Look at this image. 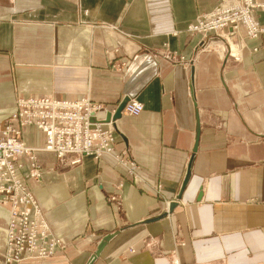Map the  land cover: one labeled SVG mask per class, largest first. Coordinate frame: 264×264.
<instances>
[{"label": "crops", "instance_id": "0c3cea01", "mask_svg": "<svg viewBox=\"0 0 264 264\" xmlns=\"http://www.w3.org/2000/svg\"><path fill=\"white\" fill-rule=\"evenodd\" d=\"M219 2L0 0V126L21 97L87 98L101 118L124 97L143 105L116 120L113 154L42 152L39 178L22 161L62 245L17 264H87L107 235L90 264H264V34L239 26V60L199 47L188 26ZM22 139L44 144L34 126ZM8 217L0 205V253Z\"/></svg>", "mask_w": 264, "mask_h": 264}, {"label": "built area", "instance_id": "2783aa9c", "mask_svg": "<svg viewBox=\"0 0 264 264\" xmlns=\"http://www.w3.org/2000/svg\"><path fill=\"white\" fill-rule=\"evenodd\" d=\"M211 17L202 15L190 25L192 32L208 33ZM101 109L88 99L58 100L49 96L21 97L7 123L0 126V205L9 208L6 249L1 253L5 264L29 258H46L60 248L62 242L49 231L33 194L19 176L22 161H29L30 177L41 175L37 152L43 150L60 161L77 164L84 156L99 158L113 154L115 134L112 121L103 117L91 119ZM143 105L128 101L123 111L137 115ZM34 126L44 134V145H27L23 128ZM0 263L2 260L0 259Z\"/></svg>", "mask_w": 264, "mask_h": 264}, {"label": "bare ground", "instance_id": "6f19581e", "mask_svg": "<svg viewBox=\"0 0 264 264\" xmlns=\"http://www.w3.org/2000/svg\"><path fill=\"white\" fill-rule=\"evenodd\" d=\"M261 6H263V4L258 3L257 0H220L217 6L208 11V15L212 19V22L210 23L211 27L208 30V33L192 32V27H189L188 31L200 35L201 41L199 47L205 49L210 48L213 43L218 41L217 44H219L218 47L221 55L225 53L226 55L235 57L234 55L236 53L233 54L234 48H236L235 51H237L239 47L235 44H230V42L232 43V37L240 25L245 26L248 32V37L251 39H257L259 36L264 34V28L259 27L255 23L254 19L256 9ZM122 112L124 113L123 110ZM94 119H96V114ZM103 120L105 121V117H103ZM116 120L111 119L114 134L116 130ZM39 177L40 176H38V178Z\"/></svg>", "mask_w": 264, "mask_h": 264}, {"label": "water", "instance_id": "95a60500", "mask_svg": "<svg viewBox=\"0 0 264 264\" xmlns=\"http://www.w3.org/2000/svg\"><path fill=\"white\" fill-rule=\"evenodd\" d=\"M127 101H128V97H124L122 99V101L119 103L118 107L115 109V111L113 113H111L110 111H106L105 116H104L105 117V121H110L111 119L112 120H116V119L120 118L121 115H122V110H123L125 104L127 103ZM95 114H96L95 112L91 113V116H92L91 119H94ZM198 138H199V129H198V123H197L195 144H194V148H193L194 151L196 150V146H197V143H198ZM190 164H191V161L189 162V166H188V169H187V172H186V176H185V179H184V181L182 183V186H181V191L185 188V185H186L187 180L189 178V174H190ZM181 191H180V194H181ZM180 194L178 195V198L180 197ZM172 208H173V204H171L169 206V210L171 211ZM163 215H165V213ZM160 217H162V216H160ZM157 218H159V217H155L154 219H157ZM109 237H110V235H107L99 243L96 252L91 256V258H90V260L88 261L87 264H90V262L97 256V254L100 252L101 248L105 244V241L107 239H109Z\"/></svg>", "mask_w": 264, "mask_h": 264}, {"label": "rangeland", "instance_id": "374dc122", "mask_svg": "<svg viewBox=\"0 0 264 264\" xmlns=\"http://www.w3.org/2000/svg\"><path fill=\"white\" fill-rule=\"evenodd\" d=\"M208 12H206V13H203V14H201V15H199L198 17H197V19H199L202 15L204 16V15H206ZM190 27V25L188 26V28ZM188 30V29H187ZM191 33V32H190ZM230 44H235L236 46H238V43L237 42H235V41H233V39H232V43L230 42ZM232 47V46H231ZM220 49H221V47H220ZM236 50V48H234V51H233V54L234 53H236L234 56L235 57H233L234 59H236L237 57H239L240 56V50L238 49L237 51H235ZM174 55H176V54H174ZM238 55V56H237ZM173 56V55H172ZM179 57H183L184 58V56L182 55H179ZM231 57V56H230ZM237 60H239V58H237ZM187 65V64H186ZM83 99V98H82ZM84 99H87V98H84ZM58 100H65V99H58ZM75 101V100H74ZM92 103V102H91ZM93 104H96V103H93ZM98 105H100V104H98ZM101 106V105H100ZM96 116H97V118L98 119H100L101 117H98V112L96 113ZM45 140V139H44ZM44 145V144H43ZM42 144H41V146L40 145H38V146H35V147H42L43 146ZM47 153V152H45V151H43V150H40V151H38L37 152V154H38V156H39V153ZM28 163H29V161H28ZM29 165V164H28ZM29 167V166H28ZM41 170H42V167H41ZM37 201V200H36ZM52 256V255H51ZM50 257V256H49ZM0 259L2 260V263H0V264H5V262H3V257H2V255H1V253H0ZM29 259H38V258H29ZM21 262V261H20ZM19 263V262H18ZM12 264H17V263H12Z\"/></svg>", "mask_w": 264, "mask_h": 264}]
</instances>
